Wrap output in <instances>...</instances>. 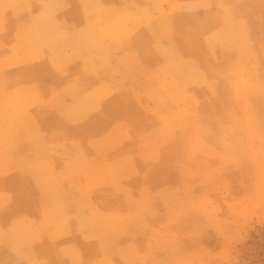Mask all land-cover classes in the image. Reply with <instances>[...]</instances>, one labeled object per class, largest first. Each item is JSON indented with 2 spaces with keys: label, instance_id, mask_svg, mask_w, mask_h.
Wrapping results in <instances>:
<instances>
[{
  "label": "crops",
  "instance_id": "1",
  "mask_svg": "<svg viewBox=\"0 0 264 264\" xmlns=\"http://www.w3.org/2000/svg\"><path fill=\"white\" fill-rule=\"evenodd\" d=\"M177 7L198 11H156ZM219 7L221 41L229 42L221 45L223 61L248 52L262 56L264 0H0V264H71L69 246L78 264H162V256L140 258L146 242H136L139 250L130 254L106 244L104 254L97 241L84 240L89 232L80 221L88 212L75 187L82 184L79 170L113 162L109 138L148 131L139 125L145 116L129 111L134 100L128 90L145 87V76L161 71L160 25L205 20L203 8ZM99 10L108 21L97 18ZM120 10H128L123 35L99 41L93 26L100 22L109 30L108 14ZM98 106L104 113L94 114ZM129 197L141 199L139 193ZM125 200L123 211L130 214ZM158 208L153 204L149 213ZM51 219L58 223L48 224ZM66 230L70 236L62 237Z\"/></svg>",
  "mask_w": 264,
  "mask_h": 264
},
{
  "label": "rangeland",
  "instance_id": "2",
  "mask_svg": "<svg viewBox=\"0 0 264 264\" xmlns=\"http://www.w3.org/2000/svg\"><path fill=\"white\" fill-rule=\"evenodd\" d=\"M203 10L209 12L205 20L160 25L161 71L146 73L145 87L128 90L131 115L145 116L139 123L149 128L145 135L109 138L113 162L79 170L82 184L75 189L82 212H88L80 221L89 232L83 239L97 241L104 254L106 244L130 254L139 250L136 242H146L140 258L162 256V264H264V46L259 44L262 56L248 52L223 61L221 45L229 42L221 41V7ZM103 11L97 18L108 21ZM127 12L108 14L109 30L100 22L93 26L99 41L123 35ZM102 113L104 106L94 108ZM125 145L128 153L121 151ZM139 180L130 188L116 184ZM133 193L141 199L129 197ZM122 196H128L130 214L123 211L128 206ZM153 204L159 208L149 213ZM53 220L48 224L58 223ZM65 256L78 264L74 247Z\"/></svg>",
  "mask_w": 264,
  "mask_h": 264
}]
</instances>
